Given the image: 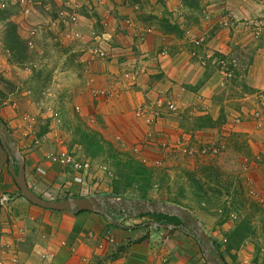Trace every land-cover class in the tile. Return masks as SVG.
<instances>
[{
    "label": "crops",
    "instance_id": "0c3cea01",
    "mask_svg": "<svg viewBox=\"0 0 264 264\" xmlns=\"http://www.w3.org/2000/svg\"><path fill=\"white\" fill-rule=\"evenodd\" d=\"M132 1L140 4L139 11L132 12L121 6L114 8L108 0H78L79 6H82L73 7L78 16L76 27L80 38H74L75 43L69 42V38H73L68 33L71 30L58 28L57 20L53 21L44 15L45 18L42 20L50 25L48 28L58 32L56 34L58 40L68 46L63 52L50 49L51 52L56 51L52 56L48 54L50 52L47 47L45 60L50 63L52 58H57L64 64L62 69L53 71L51 68L47 71V73H57L58 78L55 84L58 95L54 94L50 99L53 98L61 106L69 101L78 107L81 119L93 118L91 128L113 144L116 143L117 137L129 144L141 137L145 140L151 138L146 135L149 132L148 127L141 118L134 116V110L142 105L151 111L152 103L163 93L181 101L194 117L202 113L212 120L220 119L221 122L229 114H237L234 106L229 108V105H233L232 101L218 95V74L211 67L205 69L200 66L196 58L189 55L192 51L191 44L186 42L185 38L187 35L193 37L198 35L204 40L205 45L210 47L209 49L224 54H230L235 48L231 46L236 44H240L239 49L242 51L247 44L243 37L242 26L238 25L235 29L223 28L219 13L226 7L238 15L245 13L248 10L247 6L240 3V0H197L194 6L185 0ZM69 5L72 6L73 3ZM86 5L95 15L89 16L86 13H91L87 11ZM220 6L223 9L217 12ZM216 12L217 16H215ZM186 14L188 18L185 17ZM15 17L16 15H12L11 21L15 25L19 40L29 39L25 25L23 22L19 23ZM149 26L151 31L145 33L144 38L139 36L141 30ZM97 32L107 38L100 43L106 53L101 59L89 53V48L95 45L96 38H99ZM1 38L4 41L3 37ZM261 43L262 41L252 47V63L247 66L243 76L247 88L255 91H264V48ZM161 49H166L167 54L154 58V54ZM71 52L77 54L71 55ZM70 58L76 59L73 72L76 73L77 78L73 82H68L67 75ZM133 65H138L141 73L137 81L129 85L130 83L122 81L121 74ZM20 74L19 68L9 64L0 47V91H3L2 80L7 79L21 85ZM101 89L111 92L106 95L94 94ZM196 94L202 95L204 100L198 101ZM244 95L252 96V94ZM257 102L258 100L255 99L241 106V113L247 112L243 110L247 108L264 109V98L259 104ZM7 107L0 111L6 112ZM172 117L174 116L166 114L161 120L156 119L157 122L153 127L155 135L157 129L163 132L171 130L174 125ZM14 121L16 120H10L8 126L13 127ZM238 126L243 133L254 135L264 147V129L255 130L251 123H240ZM9 137L17 150L24 147L25 144L22 143L24 141L18 139L15 133L12 132ZM148 143L145 148L149 147L147 148L149 152L150 149L153 150V146L150 144L151 140ZM255 147H261L260 143H255ZM31 151V149L18 151L24 162L26 184L38 196L48 200L53 199L54 197L50 195L53 189L49 185H52L58 175L49 166H44L45 175H39L34 170L37 164L32 161V159L36 161L37 157L32 155L30 158V155H24ZM148 152L142 149L140 157L154 159L157 156L156 151H153L154 153L151 151L150 154ZM7 164V152L0 144V196L4 194L8 196V201L0 204L2 262L13 251L17 252L20 260L27 264H208L209 262L201 249L203 242L199 243L200 238L196 237L186 221L177 215L140 211L141 205L137 213L130 214L131 204L128 200H141L126 199L127 202H122L125 198L118 201L119 209L107 207V215L90 210L57 211L42 208L30 203L20 194L19 188L8 172ZM13 167L16 170V161ZM43 188L50 190L45 193L46 196L44 192L42 193ZM89 196L112 197L107 194L86 196L68 194V197ZM53 200H63V198ZM123 205L127 208L123 209ZM158 214L175 218V222L171 219L165 221ZM155 217L156 220H153L152 218ZM185 218L187 220V216ZM193 218L196 220L195 217ZM4 249L6 253L2 255ZM216 260V264H223Z\"/></svg>",
    "mask_w": 264,
    "mask_h": 264
},
{
    "label": "rangeland",
    "instance_id": "374dc122",
    "mask_svg": "<svg viewBox=\"0 0 264 264\" xmlns=\"http://www.w3.org/2000/svg\"><path fill=\"white\" fill-rule=\"evenodd\" d=\"M108 1L114 8L121 6L132 12L140 9V4L132 0ZM185 1L191 6L197 3V0ZM240 1L248 8L245 13L237 15L226 7L224 10L221 6L216 11L223 9L219 11V20L223 28L235 29L238 25L242 26L243 37L247 41L242 51L239 49L240 44H236L231 46L235 47L231 55L224 54L209 49L210 47L206 46L198 35L194 36L200 40L197 46L189 42L187 36L185 38V41L191 44L192 51H188L189 55L195 57L199 65L205 69L213 68L218 74V82L222 78L221 70L211 58H206V55L213 53L214 56L222 57L226 61L227 67L233 72L232 78L225 83V87L218 85V95L230 99L233 105H229V108L234 106L237 114L241 112V106L255 99L259 104L262 99H258L255 93H264L248 89L243 82L247 66L252 63V47L262 41L261 45L264 48V24L257 29L244 23L259 15L264 19V0ZM0 2L5 3V6L0 7L2 23L0 34L4 39L3 41L0 37V47L9 64L21 71L19 77L21 85L7 79L2 80L0 110L8 107L6 112L0 111V122L5 123L7 127L10 120H16L13 127H7L8 135L13 132L18 139L24 141L22 143L26 146L19 149L32 150L24 155H30V158L32 155L37 157L36 161L33 159L32 161L37 164L34 170L39 175H45L44 166H49L58 175L52 185H49L52 191L47 189L48 187L42 189L44 196L49 191L55 199L68 198V194L70 196L107 194L125 199L171 204L196 218L197 224L204 229L209 241L216 246L225 264H264V147L254 135L239 130L240 123L233 121L236 114H229L221 122L220 119L212 120L202 113L194 117L178 100H175L176 110L170 111L166 109L165 101L174 99L164 93L161 97L166 100L158 106L159 108L152 105L150 116H153V119L150 123H145L142 117H136L141 118L148 127L149 132L146 135L151 138L145 140L141 137L129 144L117 137L116 143L113 144L91 128L93 118L81 119L78 107L69 101L61 106L53 98L50 99L54 94L58 95V89L55 87L58 78L57 73L47 71L51 68L53 71L58 70L64 64L57 58H52L50 63L47 62L45 60L47 49L49 48L48 54L52 56L56 51L51 52L50 49L63 52L68 46L58 40L56 36L58 32L50 30L48 28L50 25L45 24L42 18L47 15L54 21L60 10L75 11L74 7L79 8L82 5L79 6L78 0H25L24 3L0 0ZM69 3L73 5L70 6ZM86 9L91 12L87 5ZM86 13L89 16L95 15L94 12ZM12 15H16L19 23L23 22L29 39L20 41L13 34V40L7 42L10 33H17L11 21ZM205 16L208 17L207 13ZM57 23L58 28H65L62 22ZM75 31L77 32L76 26L68 33L71 36ZM97 36L99 38L94 42L97 45L107 40L99 32ZM74 38H69V42L75 43ZM193 52L195 54H192ZM74 54L77 53L71 52V55ZM69 60L68 82H73L77 78L73 72L76 59ZM26 72L28 74H24ZM199 95L196 94L195 97L202 102L204 98ZM243 110L249 112L248 108ZM154 113L157 114L153 115ZM166 114L174 116L171 118L174 125L169 132L157 129V136L153 128L156 119L159 121ZM241 123L249 121L242 119ZM88 135H92L99 142L89 144L91 139ZM150 140L153 150L150 149L148 152L149 147L147 149L145 145ZM257 142L261 147L254 148ZM142 149L148 154L156 151L157 156L154 159L140 157ZM61 157L65 159L64 162H60ZM139 163L147 169L148 176H136L132 173L134 165ZM156 217L152 219L156 220ZM163 219L175 222V218L172 217L163 216ZM4 252L6 253L5 249L2 255ZM13 263L27 264L20 260L15 251L3 262L0 260V264Z\"/></svg>",
    "mask_w": 264,
    "mask_h": 264
},
{
    "label": "water",
    "instance_id": "95a60500",
    "mask_svg": "<svg viewBox=\"0 0 264 264\" xmlns=\"http://www.w3.org/2000/svg\"><path fill=\"white\" fill-rule=\"evenodd\" d=\"M0 142L5 147V150L8 155V164L7 169L8 172L14 179L15 184L20 190V194L30 203L57 211H80V210H90L102 213L103 215H107L106 208L119 209V202L115 198L112 197H68L63 200H48L38 196L32 190H30L25 181L24 175V162L18 152L16 145L12 142L11 138L2 130V125L0 123ZM16 161V170H14L13 163ZM123 209H126L127 206L123 205ZM140 211L144 212H157V213H166L170 215H177L183 221H186L187 226L194 233L196 237H199L201 242H203L201 249L206 255L208 259V264H210V260L212 263L214 258L210 253L208 247L213 248V245L210 243L208 235L196 222V220L190 214H186L180 207H175L171 204L161 203L156 201H147L144 202ZM187 220H186V216ZM110 218V217H109ZM111 219V218H110ZM169 226V225H168ZM216 264V261H214Z\"/></svg>",
    "mask_w": 264,
    "mask_h": 264
},
{
    "label": "built area",
    "instance_id": "2783aa9c",
    "mask_svg": "<svg viewBox=\"0 0 264 264\" xmlns=\"http://www.w3.org/2000/svg\"><path fill=\"white\" fill-rule=\"evenodd\" d=\"M10 1L13 3H16V2L24 3L25 0H10ZM3 6H5V3L0 2V7H3ZM135 7H137V5H135ZM261 17L262 16L259 15L258 17H255L252 20L246 21L244 24H246V26L255 27V28L259 29L264 24V19ZM56 20H57V22H62L63 26H65V28L72 30L73 27L76 26L78 23V16L76 15V13L74 11H67L65 9V11L60 10L58 12ZM150 31H151L150 26L145 27L144 29L141 30L139 36H142V38H144V34L149 33ZM71 34H72L71 37L80 38V34L78 31L77 32L75 31ZM102 36H104V35H102ZM187 37H188L189 42L191 41L194 46H197L200 44L199 39H196L190 35H187ZM89 53L96 56V57L98 56L100 58L104 57L106 54L104 49L99 44L98 45L95 44V45L91 46L89 48ZM166 54H167V50L161 49L160 51H158L154 54V58L160 57V56H165ZM192 54H195V52H193ZM206 58H208V59L211 58V61L218 65L219 69L221 70V74H222V78L219 79L218 85L220 87H225V83L232 78V73H233L232 70L227 67V63H225L226 61L222 57L214 56L213 53H211V55L207 54ZM140 73H141L140 67L138 65H133V67H131L129 70H125L121 74V79H123L122 81L130 83L129 85H131L132 83L137 81L138 77L140 76ZM109 92H111V91H109L107 89H101V90L95 92L94 94L106 95ZM255 94H256V97L258 99L264 98V93H262V92H258ZM161 96L162 95H159V98L156 99V101L154 103H152L153 106L158 107L163 101L166 100V98H165V100H163ZM172 98L174 100H172L170 98V100L167 99L165 101V107L167 110L175 111L176 106H177L176 101H175L176 98H174V97H172ZM151 109H152V106H151ZM147 111H148V107H146V106L144 107L142 105H139L134 110V116L135 117H142L143 116L145 123H150L151 120L153 119V116H150V114L148 115V112L150 110L148 112ZM150 113H151V111H150ZM156 114L157 113H154L153 115H156ZM242 119H246V121H249V123L252 124L254 129H257V130L264 129V109L263 108L254 107L252 109H249V112H245L244 114H242L240 112L239 114H236V116H234L233 121L235 123H241ZM53 160H56V159L53 158ZM59 160H60V162L65 161V159L62 157ZM6 201H8V196L5 194L1 195L0 196V204H2L3 202H6ZM13 264H15V263H13Z\"/></svg>",
    "mask_w": 264,
    "mask_h": 264
},
{
    "label": "trees",
    "instance_id": "16d2710c",
    "mask_svg": "<svg viewBox=\"0 0 264 264\" xmlns=\"http://www.w3.org/2000/svg\"><path fill=\"white\" fill-rule=\"evenodd\" d=\"M13 34H15L16 37H17V40H19L17 34H16L15 32H12V33H10L9 36H8V40H7L8 43H10V42L13 40V37H12ZM11 47H12V44H11ZM0 123H1V125H2V130H3L4 132H7V134H8V129H7L6 125H5V123H3V122H0ZM88 138L91 139V141L89 142V144L99 142V141H97V140L95 139V137H93L92 135H88ZM0 144H1V142H0ZM98 144H99V143H98ZM1 145H2V144H1ZM132 173H134L136 176H137V175H138V176H140V175H141V176H148V175H147V169L143 168L142 165H141L140 163L134 165ZM112 197L118 199V201H119L120 199H122V198L117 197V196H112ZM122 200H123L122 202H127L126 199H122ZM143 202H145V200H141V201L128 200V203L131 204V206H130V208H129V211H130L129 213H130V214H131V213H137V212H138L137 210L139 209L138 207H140V205H142ZM134 206H136V208H134ZM132 210H133V211H132ZM158 215H160L162 218H163V216H164V217H168L167 215H163V214H158ZM199 243L202 244V243H201V240H200ZM212 244H213V243H212ZM212 250H213V251H212ZM209 251H210V253L212 254V257L214 258V261H217L216 259H218V261H220V262H222L223 264H225L224 261H223V257L218 253V251H217V249H216V247H215L214 245H213V248H210V249H209ZM216 257H217V258H216ZM214 261H213V262H214Z\"/></svg>",
    "mask_w": 264,
    "mask_h": 264
},
{
    "label": "flooded vegetation",
    "instance_id": "af4514ba",
    "mask_svg": "<svg viewBox=\"0 0 264 264\" xmlns=\"http://www.w3.org/2000/svg\"><path fill=\"white\" fill-rule=\"evenodd\" d=\"M210 264H212V260H210Z\"/></svg>",
    "mask_w": 264,
    "mask_h": 264
}]
</instances>
